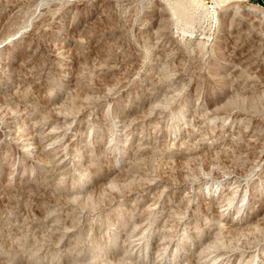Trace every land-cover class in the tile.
Listing matches in <instances>:
<instances>
[{
    "label": "rangeland",
    "instance_id": "374dc122",
    "mask_svg": "<svg viewBox=\"0 0 264 264\" xmlns=\"http://www.w3.org/2000/svg\"><path fill=\"white\" fill-rule=\"evenodd\" d=\"M0 264H264V6L0 0Z\"/></svg>",
    "mask_w": 264,
    "mask_h": 264
},
{
    "label": "built area",
    "instance_id": "2783aa9c",
    "mask_svg": "<svg viewBox=\"0 0 264 264\" xmlns=\"http://www.w3.org/2000/svg\"><path fill=\"white\" fill-rule=\"evenodd\" d=\"M258 2H261L262 4H264V0H257Z\"/></svg>",
    "mask_w": 264,
    "mask_h": 264
},
{
    "label": "water",
    "instance_id": "95a60500",
    "mask_svg": "<svg viewBox=\"0 0 264 264\" xmlns=\"http://www.w3.org/2000/svg\"><path fill=\"white\" fill-rule=\"evenodd\" d=\"M258 4H259L260 6H262V3H261V2H258Z\"/></svg>",
    "mask_w": 264,
    "mask_h": 264
},
{
    "label": "bare ground",
    "instance_id": "6f19581e",
    "mask_svg": "<svg viewBox=\"0 0 264 264\" xmlns=\"http://www.w3.org/2000/svg\"><path fill=\"white\" fill-rule=\"evenodd\" d=\"M262 6H264V4H262Z\"/></svg>",
    "mask_w": 264,
    "mask_h": 264
}]
</instances>
